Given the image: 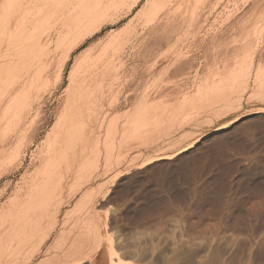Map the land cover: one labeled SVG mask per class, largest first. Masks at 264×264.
<instances>
[{"label":"rangeland","instance_id":"1","mask_svg":"<svg viewBox=\"0 0 264 264\" xmlns=\"http://www.w3.org/2000/svg\"><path fill=\"white\" fill-rule=\"evenodd\" d=\"M58 1L55 2L57 6L53 7V13L49 12L47 16L44 15L38 20V26L32 35L30 30L25 33L24 38H29L24 39L22 44L24 46L25 43L27 48L29 46L33 48L32 51L35 57L33 55L31 57H34V59H29L31 63L25 69H20L22 66L17 67L19 72L16 71L17 69H13L16 74L23 71V73H20L21 76L24 74L27 76L22 77L24 84H26L24 85L26 87L25 91L33 99L34 108L39 109L40 106V109L34 114L38 124L37 136L34 137L33 142H29L30 138H26L24 140L25 147H22L21 154H18V158L16 156L12 160L9 157V148L14 147L13 144L15 145L14 136H10L12 120L15 118L11 113L13 108L9 107L10 111H5V108L7 110L6 106L0 107V224H4L5 206L11 188H16L22 173L29 174L34 169V164L38 165V158L35 157L37 155L36 144L41 142L45 149L48 147L47 145L51 143L52 138L50 140L46 133H49L53 124L56 125L59 115L66 109V101L68 99L72 100V96L75 95L76 102L78 101L77 105L83 112L86 109L91 111V107L96 106L95 108H98L97 110L93 108V111L96 110V113L93 112L95 116L92 115L94 119L98 117L97 120H99L102 116H106L103 117L104 119L102 118L105 121V123H102L103 126L100 127L102 129L96 131L99 135L96 134V137L100 138L98 139L100 144L105 140L104 131L109 118H116V120L119 118V122L117 121L118 134H116L118 139L120 135L122 137L121 133L125 130L122 129L123 122H125L123 120L126 119L128 113L133 116L138 109H141L143 112L146 111L143 119H148L151 125L156 120L164 119L166 125L167 120L173 117L174 111H182L184 113L181 112L176 115V119L171 118L172 121L168 122L169 124L167 123L169 127L161 128L160 126L158 129L149 132L145 138L130 136L125 139L127 137L125 136L124 140L127 145L113 150L109 165L106 167L107 174L105 172L106 175L95 178L96 174L102 172L105 165H103V162L105 163L104 158L107 155L104 152L106 146H103L105 148H99L102 151L99 152L98 164H90V162L96 161L95 159L91 160L89 167H87L90 169H84V172H82L84 174L78 175L79 177L82 176L80 179L77 177L78 180H83H75L74 182L87 188H93L96 197L100 199L93 204L95 212L100 211L101 215H105V211H109L106 214H111L113 220L118 214L137 217L139 220H136L137 222L132 226L122 223L116 225L119 231H125H121L122 236L128 238L134 234L133 237H137L135 241L139 240L143 247L149 246L148 248H150L151 243H153L154 246L157 245L155 247L157 250L160 247V249H165L164 253L166 255L163 258L176 257V264H204L207 260L209 261L213 250L216 253H214L216 258H211L215 264H264V188H262L264 186H259L261 183L258 182L264 178V135H262V133L264 134V119L262 118L263 121L260 122L254 118L259 115L264 116V103L260 104V102L253 101V98H249L252 91L255 90L253 85H257L262 78H258V76H262V74L264 76L262 68L264 66V0H202V4H200V0H195L196 6H194L193 0H186V2L183 0V3L181 0H156L158 7L155 6L152 13H149V8L154 0H123L122 4L120 2V4L116 3L114 9L108 15L91 22L89 28L84 32L82 31V33L70 32V29H67L69 24L64 20L65 7L64 4L58 5ZM196 2H200L198 7ZM195 7L198 10H195L197 9ZM21 11L24 15V10ZM198 13L200 14L198 22L200 28L194 36L195 27L193 24ZM49 15H51V18ZM159 24L160 26H158ZM63 25H66L65 28ZM63 30H66L67 33ZM68 31L70 34H68ZM152 36H155V39ZM4 37L0 39V65L3 63V59L6 58L5 56L11 57L18 52V46L13 48L15 46L13 45V37L7 35ZM128 37H130V41L126 42ZM32 38L38 39L40 42H36L35 39V42L34 40L31 42ZM156 38L159 44L156 42ZM189 40L190 42H188ZM241 43L243 44L241 45ZM145 44L148 46H145ZM221 45L225 47L223 48ZM156 47L159 49H156ZM206 47L207 49H205ZM226 48L227 50L229 48L226 53L230 51L228 57H231V62H234L235 59L238 63H241L242 60L248 59V53H254V55L250 54L253 55L250 57L253 58V60L251 59L253 66L249 61L250 59L246 60L247 63H250V72L244 70L246 76L247 73H250V75L245 78V74H242V78L245 79L241 80L245 83L238 85L233 92L235 95L232 93L233 96H231L236 100L238 96L239 98L241 96L240 99L238 98V102L234 99L235 102L229 104V106L224 103L207 102V100H204L206 103L204 102L201 105L197 104L196 101L193 106L184 102L185 99L186 101L190 100L193 96L196 98L201 87V84H198L202 82L207 74L215 70V61H219L218 58L221 55L223 56ZM203 49H205V57L203 56ZM255 49L256 51H254ZM216 52H219L217 53L220 54L219 57L218 55L215 56ZM210 53L215 55L213 56ZM206 56L208 57L206 58ZM241 57V61L237 60ZM189 59L194 61L190 62ZM258 59L263 62H261L263 66L260 67L263 72L261 73V69L259 72L261 74L258 73ZM211 60L213 63L215 62V65ZM206 62L207 64H205ZM204 64L205 66L208 65V68H205ZM37 65L38 67H36ZM247 65L249 66V64ZM202 66L205 70L212 67L211 71L206 70L204 71L206 73L202 74L204 70ZM103 67L105 72L102 70ZM246 67L241 66V70L243 71ZM34 68L36 69L34 70ZM29 70L30 72H28ZM37 70L40 71L37 72ZM26 71L28 74L25 73ZM32 72L34 75H31ZM255 74L259 75L256 77ZM73 75L74 79L85 80L82 83L84 84L83 90L77 89L78 91H76L74 89L72 85ZM36 77H38L37 80ZM27 80L29 81L28 84ZM85 84H88L87 87H85ZM245 86L246 89L243 88ZM242 88L245 89L243 92ZM84 90H88V94L91 93L90 97ZM34 95H37V97ZM32 111V113L36 112L34 109ZM113 114L115 117H113ZM248 118L251 123H249ZM144 120L143 122L148 121ZM257 123L259 124L257 125ZM259 125L263 127L257 129ZM141 134H146V132ZM103 135L104 140L102 139ZM185 136H188V139H184ZM172 142H181L180 146L185 145L187 149L177 153L179 149H171ZM191 142L193 144H190ZM160 148H162L161 151H159ZM165 148L168 150H163ZM34 152L36 153L35 156ZM165 154L168 157L163 160V163H160L162 167L157 164L156 167L155 165L151 166L152 169L147 168L161 161L158 158L163 155L167 156ZM169 154H174V157L171 155L169 157ZM134 156H138L139 159L133 161ZM131 158L132 161L129 160ZM140 158L142 159L141 163ZM178 159L181 160L178 162ZM117 160L118 162L120 160V163L116 164ZM127 162L128 164H125ZM110 163L112 166H110ZM141 164L144 167H140ZM95 165L97 168H95ZM154 169L159 171L157 170V172ZM157 174L159 175L156 177ZM87 178L88 180H86ZM8 181L12 183L11 188L6 184ZM80 195L66 209L73 208L76 201L80 200ZM140 216H142L141 219ZM2 225H0V229L3 228ZM146 241L147 243H145ZM0 252L2 254L0 264H6L4 251L1 250ZM17 262L16 264H20L21 260ZM8 264L11 263L8 262Z\"/></svg>","mask_w":264,"mask_h":264},{"label":"bare ground","instance_id":"2","mask_svg":"<svg viewBox=\"0 0 264 264\" xmlns=\"http://www.w3.org/2000/svg\"><path fill=\"white\" fill-rule=\"evenodd\" d=\"M122 1L123 0H59L58 1L59 3L58 2L57 3H58V5L64 4L63 5L65 7L64 12L66 11V13L64 14V20L66 23L69 24V25H67V29H70V32H75V33L81 32L82 33V31L84 32L87 28H89L91 22H93L95 19H97L99 17L108 15L110 13V11L114 9L116 3L122 4ZM181 1H182V3L184 2L183 0H181ZM196 1H198V0H196ZM201 1L202 0H200V2ZM55 2H56V0H0V39L6 35L8 37H13V39H14L13 43L14 44L13 43L12 44L15 45L13 48L18 46V50H17L18 52L14 53L13 56H11V54H12L11 53L10 54L11 57L5 56L6 57L5 59L2 58L4 61L1 60L3 63H1V65H0V107L6 106L7 110L4 107L5 111H8L9 107L13 108V111L11 113H12L13 118L15 117L12 120L13 124H12L11 130H10V131H12L10 136H14V141H15V145L13 144L14 147L11 146V148H9V150H10L9 151V153H10L9 157L11 158V160L13 158H15L18 154H21L20 152H22L21 150L23 149L22 147L25 144L24 140H26V138L27 139L30 138L31 140L29 139V142L30 141L33 142L34 137L37 136L38 124L36 122L37 119H35L36 117H34L35 116L34 114H36L37 111L40 109V106H39V109L34 108L35 106L33 104V99H31L29 93L27 91H25L26 87L24 85H26V84H24L23 78H22L25 74L23 76H21V74H20V73H23V71L22 72L20 71V73L16 74L14 72L15 70L13 71V69H17V67H19V66L20 67L22 66L21 68L19 67L20 69H22V68L25 69L28 67L29 63H31L29 61V59H31V58L34 59L35 56L33 55V51H32L33 48H30L29 45H26V46H29L27 48V47H25V43H24V46L22 44L24 39L29 38V37L24 38L25 33H28L29 32L28 30H30V34L32 35L33 31L38 26V20L41 17H43L44 15L47 16V14L49 12L53 13V11H52L54 9L53 7L57 6V4H55ZM185 2H186V0H185ZM193 2H194V6H196L195 0H193ZM200 2H196V3H198L197 7L199 6ZM202 2L200 4H202ZM54 4H55V6H54ZM155 6H156V8L158 7L156 4V0H154L152 6L149 8L150 9L149 13L153 12V10L155 9ZM197 7H195V8H197ZM21 10H24V13H25L24 15H23V12ZM195 10H198V8ZM20 12H22V14H20ZM58 14L60 15L61 13H58ZM49 16L51 18V15H49ZM56 18H58V17H56ZM199 18H200V14L198 13L195 17V21L193 24L195 27V30L193 33L194 36L196 35V33H198V29L200 28V25L198 23ZM45 19L48 20L47 17H45ZM160 24L158 26H160ZM65 26H64V28H65ZM63 31L66 32V30H63ZM63 31H62V33H63ZM43 32H44V30H43ZM39 33L37 34V36L39 35ZM57 33H58V30H57ZM153 33L155 34L156 32H153ZM46 34H48V33H46ZM68 34H70L69 31H68ZM244 35H246V34H244ZM60 36H61V33H60ZM155 36H157V35H155ZM155 36H152V37H154L153 39H155ZM45 37H46V35H45ZM161 38H159V39H161ZM194 38H197V37H194ZM34 39L32 38L31 42H33ZM40 39H42V38H40ZM142 39H141V41H142ZM193 39H191V40H193ZM11 40H12V38H11ZM35 40H36V42H40V40L38 41V39H35ZM35 40H34V42H35ZM156 40H157V38H156ZM156 40H154V41H156ZM163 40H165V39H163ZM129 41H130V37H128L126 39V42H129ZM42 42H43V40H42ZM148 42H149V40H148ZM156 42L158 43L159 41L157 40ZM188 42H190V40ZM209 42H211V41H209ZM227 42H229V41H227ZM207 44H209V43H207ZM207 44H206V46H207ZM242 44L243 43H241V45ZM167 45H168V43H167ZM216 45L218 46L217 43H216ZM19 46H23V47L20 48ZM40 46H41V44H40ZM145 46H148V45L145 44ZM169 46H170V44H169ZM171 46H172V44H171ZM217 46H215V47L217 48ZM187 48H189V47L187 46ZM216 48H215V50H216ZM237 48H239V47H237ZM246 48H247V46H246ZM40 49H41V47H40ZM156 49H159V48L156 47ZM205 49H207V47ZM205 49H203L204 53L202 52L203 56L205 55ZM136 50H137V48H136ZM228 50H229V48H228ZM228 50L226 48L224 50L225 53L223 52L224 54H223V56L221 55L220 58H218L220 54L219 55L217 54L220 51L216 52V55L214 54L215 56L218 55V57H215V58H218V60H219V61L216 60L215 61L216 63L214 62L216 65L211 60L212 63L216 66L215 70L214 71L212 70V72L210 74H207L204 77V79L202 80V82L198 84V85L201 84L200 85L201 87L199 88V91H198L199 93L197 94L196 98L193 96L192 98H190V100L188 99L186 101V99H185L184 102H186L190 106L195 105L196 101H197V104L201 105L205 102L204 100H207V102H213V103H224L226 105L228 104V106H229V104H232L235 102L236 99L231 98V96L235 95V93H233V92L235 89H237L238 85L245 83L244 81L241 80V79H243L242 76L245 74L244 76H245V78H247V76L250 75V73H247V76H246L245 71L246 70H247V72L249 71L250 63L253 60V58H250V57H252L254 55V53L253 52L248 53L249 55L253 54L252 56L251 55L249 56L246 54L248 56L247 58L250 59L249 60L250 63L249 62L247 63L246 60H248V59H244V61L242 60L244 62L243 63L241 61V59H242V57H241V58L237 59V60L241 61V63L239 62L240 63L239 64L235 59H234V62H231V60H230L231 57L230 58L228 57V55H229L228 53L230 51L228 53H226V51H228ZM13 51H14V49H13ZM208 51H209V49H208ZM208 51L206 50V52H208ZM244 51H246V50L244 49ZM254 51H256V49ZM36 52H37V48H36ZM36 52H35V55H36ZM160 52H161V50H160ZM186 52H188V51L186 50ZM241 53L244 54L243 52H241ZM132 54H134V53H132ZM242 54H238V55H242ZM31 55H33L34 57H31ZM211 55H213V54H211ZM199 56H201V55H199ZM208 56H206V58ZM211 57H210V59H211ZM49 60L51 61V59H49ZM197 60H195V61H197ZM199 60H200V58H199ZM189 61L193 62L194 60L192 61L191 59H189ZM245 61L247 64H249V66L245 63ZM261 62H260V60L257 62V67L259 68L258 73L260 72V69L262 70V68H263V70H264V66L262 65L263 62L262 63ZM189 64H192V63H189ZM205 64H207V62ZM205 64H204V66H205ZM78 65H79V63H78ZM243 65L245 67L247 66L248 69L246 67L242 71L241 66L243 67ZM251 65H252V63H251ZM30 66H29V68H30ZM207 66H205V68H208ZM210 66H212V65H210ZM36 67H38V65ZM260 67H262V68H260ZM181 68H183V67H181ZM205 68L202 71V74L206 73V72H204L206 70L211 71L212 67L210 69H206V70H205ZM18 69L16 71H18ZM35 69L36 68H34V70ZM106 69H107V67H106ZM102 70H104V67ZM263 70L261 71V73L263 72ZM39 71L40 70H37V72H39ZM256 71L257 70L255 68V73H256ZM28 72H30V70ZM104 72H105V70H104ZM25 73H27V71ZM98 73H99V71H98ZM261 73H259V74H261ZM256 74H255V76L257 77L259 74L258 75H256ZM31 75H34V73ZM25 76H24V78H25ZM200 76H202V75H200ZM259 77L260 78L262 77L260 79L259 83L257 85L254 84L256 87L253 85V88L255 90L254 91L251 90L252 93L250 94V97L249 96H247V97L253 98V101L260 102V104H261V103H264V76L262 74V76H258V78ZM37 78L38 77H36V80H37ZM72 78L74 79V75ZM28 79L30 80L29 77H28ZM254 79H257V78H254ZM32 80H35V79H32ZM257 80H255V81H257ZM68 81H70V80H68ZM83 81H85V80H81V79H74L73 80L72 85L76 91H78V90L81 91L84 89V88H82L84 85V84H82V83H84ZM22 82H23V84H21ZM26 82L28 84L29 81L27 80ZM252 82H254V81H252ZM32 83H34V81H32ZM67 84H68V82H67ZM87 85L85 87H87ZM198 85H197V87H198ZM243 88L246 89V86ZM245 89H243L242 92ZM37 90H38V88H37ZM87 91L84 90V92H86V93H87ZM72 93H70V94H72ZM232 93H233V95H232ZM90 94L87 93V95H89V97H90ZM87 95H86V97H87ZM34 96L37 97V95H34ZM81 98H83V97H81ZM238 98H239V96H238ZM238 98H237V100H238ZM240 98H241V96H240ZM77 100H78V97H77ZM92 101H93V99H92ZM77 102H76L75 95L72 96V100L68 99L66 101V109L64 110L63 113H61L59 115L58 120L56 119L57 120L56 125L53 124L51 127L52 129H50L51 131L49 130V133L48 132L46 133V134H48L46 136L48 138H50V140L52 138L51 143H49L50 142L49 141L48 145H47V142L44 145L45 147H46V145L48 147L45 149L41 145V142H38L37 143L38 148H37V144H36L37 155L35 152H34L35 154L34 153L33 154H34V156L36 155L35 157L38 158V160L36 159L38 162V165L34 164L36 167L34 166V169L32 170V172H30L29 174H23L22 173V175H20V178H19V181L17 182V184L15 183L16 184L15 189L11 188L12 183L10 181H8L6 183L7 186L9 188H11V191H10L9 199H8L6 206H5V220H3L4 224L3 225L0 224L3 226V228L0 229V251L1 250L4 251L3 253H4V256L6 259L5 261H7L6 264H8V262L11 264H14V263L16 264V263H18L17 261H19V260H21L20 264H176V262H177L175 259L176 257H174V258L170 257V259H166V257L163 258L164 255H166L164 253L165 249L164 250L160 249L161 248L160 247L159 248L160 250L159 249L157 250L155 248L157 245L154 246L153 243H151L150 248H148L149 246L143 247V246H141V243H139V240L135 241V240H137V237H135V236L133 237L134 234L128 238H126L124 235L122 236V232L124 230L123 231L121 230L122 232L119 231V229H118V227H116V225L122 223V224H125L127 226H132L134 223L137 222L136 220H139V219L137 217H135L134 215L132 216V215H127V214H121V215L118 214V216L116 215L117 217L115 218V220H116L115 221L110 216L111 214L107 215L109 211H105L107 213L106 214L104 212L105 215H103V214L101 215V213H99L100 212L99 210H98L99 211L98 213H97V211L95 212L93 204L100 199H98L96 197L95 191L92 190L93 188L91 189V187L90 188L88 187L89 188L88 189L87 187H85L81 184H78L77 182H74V181L78 180V179H80V177H82L81 175H80V177L78 175L81 174L82 172H84V169L89 167L90 164H92V163H96V165L98 164L99 152L101 153V151H102V149L99 150V148L106 146V149H105L106 151H104V152L107 154L106 157L108 156V158H106V157L104 158V161H105V163L103 162V165L105 164L104 168H103L101 173L96 174L95 178L99 177L100 175H106L107 174L108 171L106 172V167H107V165H109L108 163H109L110 155H112L113 150L118 149V148L120 149L121 146L127 145L125 140H124L125 136H127V137H125V139L130 137V136L131 137L133 136L134 138H145L149 132H151L155 129H158L160 126H161V128L169 127L167 125V123L172 121L171 118L174 120L175 116L178 115L179 113H181L182 111L181 112L180 111H174L173 117H171L167 120L166 125L164 123L166 121L165 119L164 120H156L153 122V125H151L149 123L150 121L148 119H146L148 121L143 119V115L145 116L146 111L143 112V110H141V109H138L136 111V113L133 114V116L131 113H130L131 116L128 113L127 114L128 116H126V119L123 120V121H125V122H123V126H122V124L119 126L120 128L122 126V129H125V130H124V132L122 131L123 133L120 132L122 134V137L120 135V137L118 139H117L116 134H118L117 133L118 132L117 121L119 118H117V120H116V118L115 119L109 118V121L106 122L107 126L105 125L106 130L104 131L105 132L104 135H106V137L104 138V135H103L102 139L104 138L105 140L104 139H103L104 141L102 140L103 143H101L102 146H100L101 144L98 141V139H100V138H98L99 135H98V133H96V131L98 129H102L100 127L103 126L102 123H105V121L103 119L106 116L105 115H104L105 117L102 116V118L104 117L103 119L101 118V119L97 120L98 117H97V119H94L92 117V115L96 113V110L98 108L96 109L95 108L96 106L95 107L89 106L92 108L91 111L88 108L89 111H87V109H86L85 112H83L82 110L79 109ZM91 104H93V103H91ZM92 106H94V105H92ZM93 108H95L96 110L93 111ZM33 109H34V111H36L35 113H32ZM2 110H3V108H2ZM100 111H102V110H100ZM93 112H95V113H93ZM107 112H105V113L107 114ZM183 113L184 112H182V114ZM98 114H100V113H98ZM93 116H95V115H93ZM116 116H118V115H116ZM113 117H115V115ZM141 117L146 122H143V120L140 119ZM3 118H4V116H3ZM254 118L261 122V120L263 121L264 116L259 115V116L254 117ZM249 120L247 121V124H248ZM252 122H255V121H252ZM249 123H251V120ZM259 123H257V125ZM263 123H264V121H263ZM98 124H99V126H98ZM252 125H253V123H252ZM254 125H255V123H254ZM245 126H243V127H245ZM263 126L261 125V127H263ZM247 127H248V125H247ZM247 127H246V129H247ZM259 127H260V125L258 126V128L256 126L257 129L261 128V127L260 128ZM240 128H242V127H240ZM249 128H251V127L249 126ZM263 130H264V127H263ZM132 132L134 133V135ZM143 132H146V134H141ZM96 134L98 135L97 137H96ZM259 134H261V133L259 132ZM262 135H264V134L262 133ZM10 138H12V137H10ZM48 138H47V140H48ZM183 138L188 139V136H185ZM182 141H185V140H182ZM180 143L181 142H178V143L172 142L171 145L173 144V146L171 147V149L172 150H178L179 149V151L177 153H181L180 151L186 150L187 146H185V145L180 146ZM39 144H40V146H39ZM190 144H193V143L191 142ZM184 146H185V148H184ZM103 148H105V147H103ZM168 148H170V147H168ZM180 148L181 149L183 148V150H181ZM161 150H162V148L159 149V151H161ZM163 150L166 151L168 149L165 148ZM23 151H25V150H23ZM155 153H157V152H155ZM165 155H167V154H165ZM170 155L173 156L174 154H169V157H171ZM18 156H17V158H18ZM91 156L95 157V158H92ZM144 156H146V155H144ZM35 157H34V159H35ZM140 157H141V155H140ZM167 157H168V155L167 156H164V155L160 156L158 158V160H161L162 162L161 161H159L158 163L154 162L155 164L150 165L147 168L152 169L151 166L155 165V167H156L157 164L160 165V163H163V160L166 159ZM90 158H92V159H90ZM111 158H112V156H111ZM142 158L144 159V157H142ZM93 159H95L96 161L90 162ZM117 159H119V158H117ZM137 159H139L138 156L133 157V161L134 160L137 161ZM129 160L132 161V158ZM141 160L142 159L140 158V163H141ZM145 160H146V158H145ZM150 160H152V159H150ZM154 160H155V158H154ZM180 160L181 159H178V162ZM176 161H177V159H176ZM20 162H22V161H20ZM89 162H90V164H89ZM114 162H116V160H114ZM142 162H144V161H142ZM147 162H148V160H147ZM147 162H146V164H147ZM118 163H120V160H119V162L117 160L116 164H118ZM125 164H128V162ZM150 164H151V162H150ZM167 164H168V162H167ZM96 165H95V168H97ZM103 165H102V167H103ZM142 165L143 164H141L140 167H144ZM110 166H112L111 163H110ZM113 166H114V164H113ZM160 166L162 167V165H160ZM115 167H117V166L115 165ZM137 167H139V166H137ZM139 168H137V169H139ZM89 169L87 168V170H89ZM133 169H134V167H133ZM142 170H144V169H142ZM154 170H156V169H154ZM105 172H106V174H105ZM132 173H133V171H132ZM149 173H150V171H149ZM82 174H84V173H82ZM158 175L159 174H157L155 176L157 177ZM187 176H189V175H187ZM77 177H79V178L77 179ZM85 178H86V175H85ZM88 178L86 180H88ZM263 179L264 178H262V180ZM81 180H83V179H81ZM81 180H78V181H81ZM262 180L261 179L259 181L257 180L259 183H261V185H259V186H264V181H262ZM122 183H124V182H122ZM256 184H255V186L257 187ZM13 187H14V185H13ZM262 188H264V187H262ZM125 190H127V189H125ZM79 194H81L80 200L78 199V201H76L73 208H71L69 210L66 209V207L70 206L73 203V200H75L76 197L79 196ZM210 196H209V198H210ZM101 200H102V197H101ZM103 200H104V197H103ZM144 202H146V201H144ZM126 203H124V204H126ZM144 205H145V203H144ZM124 206H126V205H124ZM125 211L127 212V210H125ZM141 212H143V211H141ZM141 218H142V216H140V219ZM113 222H115V224H113ZM0 228H1V226H0ZM126 228L129 230L128 227H126ZM147 235H149V234H147ZM140 240H142V239H140ZM147 240H148V238H147ZM145 243H147V241ZM158 243H160V242H158ZM169 246H171V245H169ZM158 247H159V244H158ZM162 247H163V245H162ZM214 253H215V251L213 250L212 255H211L212 258H216V256L214 257ZM1 255L2 254H0V257H1ZM175 256H177V255H175ZM211 257H210L209 261L208 260L206 262L204 261L205 262L204 264H215V262L214 263L212 262ZM162 258L164 259L163 261H162ZM159 261H161V262L159 263Z\"/></svg>","mask_w":264,"mask_h":264}]
</instances>
